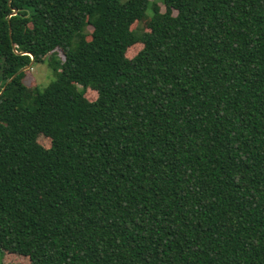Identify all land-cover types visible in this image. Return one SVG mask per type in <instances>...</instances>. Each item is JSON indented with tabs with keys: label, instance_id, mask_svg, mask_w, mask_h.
Returning a JSON list of instances; mask_svg holds the SVG:
<instances>
[{
	"label": "trees",
	"instance_id": "16d2710c",
	"mask_svg": "<svg viewBox=\"0 0 264 264\" xmlns=\"http://www.w3.org/2000/svg\"><path fill=\"white\" fill-rule=\"evenodd\" d=\"M160 2L0 0L7 264H264V0Z\"/></svg>",
	"mask_w": 264,
	"mask_h": 264
},
{
	"label": "rangeland",
	"instance_id": "374dc122",
	"mask_svg": "<svg viewBox=\"0 0 264 264\" xmlns=\"http://www.w3.org/2000/svg\"><path fill=\"white\" fill-rule=\"evenodd\" d=\"M150 1L159 2V5L161 6L162 10H164V6L161 4L160 0H150ZM137 26L145 27V23H140V24L136 23V24L133 25V28H136ZM140 50H141V46L140 45H135V46H133L132 48H130L128 50L127 56L132 58ZM30 70H31V74L27 75L25 77V79H24V82L28 86H31V87H35V86L44 87V86L48 85V83L51 82L54 79V76H53L51 70L49 71V69H48L47 63L46 64H36ZM88 97L90 98V100H94L95 99V95H94V93L92 91L88 92ZM41 142L45 146H48V141L47 140L41 139ZM7 257H8V255L5 252L0 250V264H7ZM10 260H12V264H28L26 259H24L23 257L22 258L15 257V258H12Z\"/></svg>",
	"mask_w": 264,
	"mask_h": 264
},
{
	"label": "water",
	"instance_id": "95a60500",
	"mask_svg": "<svg viewBox=\"0 0 264 264\" xmlns=\"http://www.w3.org/2000/svg\"><path fill=\"white\" fill-rule=\"evenodd\" d=\"M11 1V0H10ZM16 9L14 10V14H16ZM31 56V58H32V62H31V64L30 65H28V66H26V67H24V68H22L20 71H18L10 80H9V82L8 83H10V82H12V80L13 79H15L19 74H21L22 72H25V71H27V70H29V69H31L32 68V65L34 64V57L32 56V55H30ZM4 90H5V88H3V90L1 91V93H0V95L4 92Z\"/></svg>",
	"mask_w": 264,
	"mask_h": 264
}]
</instances>
